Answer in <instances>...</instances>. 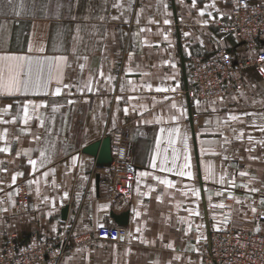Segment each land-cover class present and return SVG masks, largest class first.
Returning a JSON list of instances; mask_svg holds the SVG:
<instances>
[{"label":"crops","instance_id":"1","mask_svg":"<svg viewBox=\"0 0 264 264\" xmlns=\"http://www.w3.org/2000/svg\"><path fill=\"white\" fill-rule=\"evenodd\" d=\"M236 3L196 0L193 7V0H0V55L27 54L45 62L64 56L62 84L72 85L62 87L59 96L51 95L58 86L51 82L48 95L0 97V108L12 105L7 116H0L5 120L22 102L48 105L39 111L51 129L45 133L35 117L28 126L19 117L15 125L0 124V133H10L5 136L9 151L0 153V249L10 234L21 240L32 233L60 238L69 232L61 264H203L199 253L212 232L232 226L264 234V132L258 127L264 124V78L248 68L241 90L211 99L189 91L191 57L217 47L246 53L221 30ZM88 79L93 91L78 90ZM158 87L169 90L157 92ZM231 115L240 121H230ZM123 126L136 167L128 199L112 196L108 165L84 152ZM169 129H179V137L173 134L177 165L185 162L182 138L188 137L192 179L150 167L157 137L162 138L157 164L165 155L171 160ZM41 149H47L50 160L33 170L28 160L39 162ZM208 165L212 178L205 180ZM141 172L150 175L139 177ZM17 173L22 175L13 183ZM125 212V225H120L114 215ZM255 215L262 220L255 221ZM109 224L126 228V237L118 243L97 239V228Z\"/></svg>","mask_w":264,"mask_h":264},{"label":"built area","instance_id":"2","mask_svg":"<svg viewBox=\"0 0 264 264\" xmlns=\"http://www.w3.org/2000/svg\"><path fill=\"white\" fill-rule=\"evenodd\" d=\"M222 33L231 34L246 53L237 54L228 47L189 59V91L198 99L222 97L231 90H241L244 71L255 69L264 78V0H237L230 17L221 25ZM223 38L221 37V40ZM111 161L108 181L115 198L128 199L136 175L132 163L133 143L126 128L109 136ZM24 198H28L24 195ZM255 221L262 217L255 215ZM127 235L124 227L109 224L97 228L96 237L118 243ZM70 233L60 238H46L37 233L17 240L8 235L0 249V264H61L67 253ZM203 264H264V234L227 226L208 236L200 253Z\"/></svg>","mask_w":264,"mask_h":264},{"label":"snow or ice","instance_id":"3","mask_svg":"<svg viewBox=\"0 0 264 264\" xmlns=\"http://www.w3.org/2000/svg\"><path fill=\"white\" fill-rule=\"evenodd\" d=\"M196 5V0H193V7ZM215 5H208L207 7H214ZM204 13L201 12V15ZM168 21L165 20V24H167ZM33 51V48L31 45L28 48V52L31 53ZM38 51L43 52V48L38 49ZM67 61L64 56H58L54 60H48V61H39V60H33V58L30 55H15V54H3L0 55V97H16V96H27L30 92L33 95L39 94L40 92H43L44 95H48L49 93L46 91V89L49 86V83L55 82L56 86L54 91L51 93L53 96H59L63 88H71V84H62L63 80V70L66 65ZM83 65H80V68L83 69ZM100 75H103V73H100ZM111 77L108 78L109 81H111ZM129 84H131V81H129ZM78 90L81 92L87 91L92 92V80L88 79L86 81H82L80 84L77 85ZM149 88L151 85L148 86ZM169 89L165 88H156L157 92H163L168 91ZM121 91H123V87L121 88ZM171 91H175V89H171ZM70 94V93H69ZM69 104H72L73 101L69 100ZM197 103H199L197 101ZM12 107V105H8L6 107L0 108V116H7L9 109ZM48 107V105H45L44 103H32L31 101L22 102L20 105L16 107L15 115L11 120H5L0 119V124H13L15 125L17 123L16 117H19L20 122L28 126L29 122L35 117L39 120L40 127L44 129L45 133L51 134V129L47 128L45 126V120L40 115L41 109H44ZM173 108H176L177 106L175 104L172 105ZM51 111L55 113L58 111V108L53 106ZM127 114L128 109L124 110ZM183 114V113H181ZM173 120L176 118L173 116ZM240 117L236 115H231L229 117L230 121H240ZM262 120H264V117H261ZM159 122V121H158ZM255 126V125H254ZM259 130L261 132H264V124L258 125ZM23 131V130H22ZM161 133H163L165 130L161 129ZM235 131V129H233ZM10 133H0V141H5V136L9 135ZM173 134H175L177 137H179V129H169L168 130V137H167V143L169 147L172 149V157L171 160H169L168 156H163L162 159L159 160V165L157 164V155H159L160 152V144H161V137H157L156 139V154H154L151 157L150 160V167L153 169L159 168L160 172H172L176 175H179L181 177H187L188 179L193 178V173L191 171L192 164H191V156L188 154V137L187 135H184L182 138L183 143V149H184V164L177 165V149L174 147L175 139L173 138ZM34 139L39 142L41 140L40 134H33ZM244 133L241 132L240 136H243ZM240 136H237V139H240ZM249 140L251 141V137L249 136ZM261 143H264V141H261ZM250 150V149H249ZM9 147L8 142L5 141V146L0 147V153H8ZM168 151L167 148L164 149V152L166 153ZM202 151H204L202 149ZM47 149H41L39 152L40 159L39 162L36 159L29 158L28 163L32 166V169L35 170L37 167H42L46 162L50 160V156L46 155ZM25 155H28V153H24ZM17 155H21L20 152H17ZM75 158H73V163L75 164ZM169 164L171 165L169 167ZM179 169V170H178ZM206 175L205 180L212 178V170L211 166H206ZM22 175V173H17L16 175L12 176V182H16L17 176ZM150 173L148 172H141L139 173V177H148ZM246 172H240V176H246ZM44 176H48V173L45 172ZM153 180H156L159 184L164 185L167 188H174L175 185L172 183V181L168 179H162L159 176H152ZM224 177H220V183H223ZM35 181H29V185L34 183ZM137 183L139 184V178L137 179ZM229 183H232L229 181ZM247 187V185H245ZM150 191H154V189H149ZM256 189H252V191H255ZM193 194L199 197V192L195 189L192 190ZM138 194L139 190H138ZM143 195H147V193H142ZM67 195V194H65ZM217 195H221V193H217ZM211 199V198H210ZM262 204H264V200L261 201ZM212 207L214 208H223V204H213ZM253 213H256V209L252 208ZM190 215H199V212L195 210H189ZM139 215V213H137ZM259 228L257 229V231ZM139 231V229H137ZM171 247V245H169Z\"/></svg>","mask_w":264,"mask_h":264},{"label":"water","instance_id":"4","mask_svg":"<svg viewBox=\"0 0 264 264\" xmlns=\"http://www.w3.org/2000/svg\"><path fill=\"white\" fill-rule=\"evenodd\" d=\"M110 142L109 137H104L103 139H100L91 145L87 146L84 149V152L91 154L96 157L97 161L100 163L109 164L111 161L110 156ZM66 213V209L62 211V215L64 216ZM126 212L121 215H114V219L118 224L125 225L126 220Z\"/></svg>","mask_w":264,"mask_h":264}]
</instances>
